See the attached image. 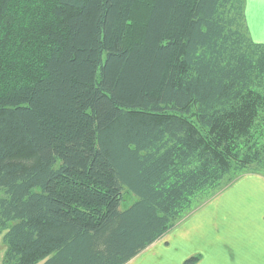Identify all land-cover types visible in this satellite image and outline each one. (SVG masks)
<instances>
[{"label": "trees", "instance_id": "trees-1", "mask_svg": "<svg viewBox=\"0 0 264 264\" xmlns=\"http://www.w3.org/2000/svg\"><path fill=\"white\" fill-rule=\"evenodd\" d=\"M245 8L0 0L2 264H128L264 174V43Z\"/></svg>", "mask_w": 264, "mask_h": 264}, {"label": "crops", "instance_id": "crops-1", "mask_svg": "<svg viewBox=\"0 0 264 264\" xmlns=\"http://www.w3.org/2000/svg\"><path fill=\"white\" fill-rule=\"evenodd\" d=\"M245 13L252 38L264 43V0H246ZM195 257V264H264L263 176L244 175L128 264Z\"/></svg>", "mask_w": 264, "mask_h": 264}, {"label": "rangeland", "instance_id": "rangeland-1", "mask_svg": "<svg viewBox=\"0 0 264 264\" xmlns=\"http://www.w3.org/2000/svg\"><path fill=\"white\" fill-rule=\"evenodd\" d=\"M248 25V24H247ZM248 28H249V26H248ZM250 33H251V31H250ZM252 35V34H251ZM260 43H263V42H260ZM261 175V176H263L264 177V174H262V173H254L252 170H248V171H246V172H244L240 177H238L237 179H235V181L234 182H232L231 184H228L222 191H224V190H226L230 185H232V184H234V183H236L241 177H243L244 175ZM221 191V192H222ZM220 192V193H221ZM220 193H218V194H216L214 197H216L217 195H219ZM214 197H212V198H210V199H208L207 201H209V200H211V199H213ZM127 204L128 205H130L133 201H134V199H133V197H127ZM207 201H205L199 208H197V209H195L192 213H194L195 211H197L198 209H200V208H202L203 206H204V204L207 202ZM127 205H124V207H126ZM191 213V214H192ZM190 214V215H191ZM190 215H188L187 217H189ZM186 217V218H187ZM185 218V219H186ZM185 219H183L182 221H184ZM181 221V222H182ZM180 222V223H181ZM5 249H6V247H5V245H4V243H3V236L0 234V264H2V260H3V256H4V254H5ZM141 262V261H140ZM139 262V263H140Z\"/></svg>", "mask_w": 264, "mask_h": 264}]
</instances>
